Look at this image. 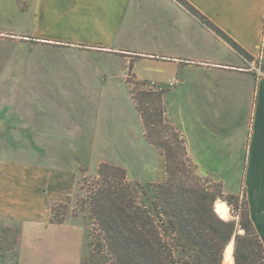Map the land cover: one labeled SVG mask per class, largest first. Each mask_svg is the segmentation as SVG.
<instances>
[{
    "label": "crops",
    "instance_id": "1",
    "mask_svg": "<svg viewBox=\"0 0 264 264\" xmlns=\"http://www.w3.org/2000/svg\"><path fill=\"white\" fill-rule=\"evenodd\" d=\"M7 1L26 17L20 23L24 32L11 35L59 52L49 54L53 58L86 62L89 56H99L114 66L124 61L125 70L138 81H148L153 74L158 83L175 82L174 104L187 103L199 139L202 130L217 138L225 131L223 144L199 140L201 150L220 151L222 166L227 168V158L242 153L240 180L232 185L222 172L199 168L192 157L193 141L188 149L201 174L219 177L226 194L246 196L251 220L264 243V77L253 69L257 61L264 67V0H186L252 60L176 0ZM139 62L152 65L142 68ZM96 75L114 78L107 70ZM217 106L229 110L223 120L218 113L211 115ZM48 139L37 133L30 136L31 141ZM28 163L0 160V235L4 224L10 223L22 225L28 237L37 226L45 229L53 203L61 200L52 190L76 184L77 168L52 164L46 152L30 153Z\"/></svg>",
    "mask_w": 264,
    "mask_h": 264
},
{
    "label": "rangeland",
    "instance_id": "2",
    "mask_svg": "<svg viewBox=\"0 0 264 264\" xmlns=\"http://www.w3.org/2000/svg\"><path fill=\"white\" fill-rule=\"evenodd\" d=\"M0 3V160L28 165L30 153L46 152L52 164L69 163L77 168L74 187L52 190L61 200L53 203L51 222L45 229L37 226L28 237L22 225L7 224L10 232L4 242L9 250L2 252L3 264H83L89 257L97 227L89 207L78 200L89 195L100 165L108 163L125 169L128 181L138 190L139 201L147 205L153 196L152 186L166 180L162 152L146 139L136 108L137 95L152 91L146 83L157 82V77L150 74L148 81H138L125 70L124 61L114 66L113 61L99 56H89L86 62L53 58L49 54L59 52L11 35L24 32L20 23L26 17L7 0ZM138 64L142 68L152 65ZM98 70H107L114 78L99 77ZM106 79L107 88L103 91ZM171 82L160 83L168 86ZM169 88L164 90L166 117L184 134L188 149L193 141L192 157L199 168L222 172L224 179L232 185L236 183L241 176L242 153L228 157L227 168L222 166L224 157L220 151L201 150L200 141L223 144L225 131L222 138H217L202 130L199 139L197 130L192 128L195 116L191 122L187 103L175 106L173 87ZM228 112L227 107L217 106L211 115L218 113L223 120ZM33 133L50 139L31 141ZM197 173L222 185L219 177L201 174L198 169ZM230 183L228 189L232 190ZM229 209L225 220L237 219L230 206Z\"/></svg>",
    "mask_w": 264,
    "mask_h": 264
},
{
    "label": "trees",
    "instance_id": "3",
    "mask_svg": "<svg viewBox=\"0 0 264 264\" xmlns=\"http://www.w3.org/2000/svg\"><path fill=\"white\" fill-rule=\"evenodd\" d=\"M176 1L252 60L190 3ZM137 101L145 137L162 152L166 180L152 186L147 205L139 201L125 169L100 165L89 195L78 200L89 207L97 227L83 264H224L225 250L234 238V264H264V243L251 220L246 196L226 194L222 185L197 173L184 134L166 117L164 91L141 93ZM218 200L226 202L237 219L223 220L215 210ZM6 226L0 235L1 264L5 260L2 252L9 250L4 242L10 232Z\"/></svg>",
    "mask_w": 264,
    "mask_h": 264
},
{
    "label": "bare ground",
    "instance_id": "4",
    "mask_svg": "<svg viewBox=\"0 0 264 264\" xmlns=\"http://www.w3.org/2000/svg\"><path fill=\"white\" fill-rule=\"evenodd\" d=\"M216 209L218 211V213L225 219H227L230 215L229 212V206L227 205L226 202L223 201H218L216 203ZM233 251H234V244L233 242H231L228 247H227V255H226V260H225V264H227V262L229 264H233L234 263V258H233Z\"/></svg>",
    "mask_w": 264,
    "mask_h": 264
},
{
    "label": "built area",
    "instance_id": "5",
    "mask_svg": "<svg viewBox=\"0 0 264 264\" xmlns=\"http://www.w3.org/2000/svg\"><path fill=\"white\" fill-rule=\"evenodd\" d=\"M260 77H264V71L262 69V65L260 63H257V66L254 65V68H253ZM175 82H171L169 84V87H174L175 86ZM146 87L148 90H152V91H157V92H161V91H164L166 90V88H168L167 86H164L158 82H148L146 83Z\"/></svg>",
    "mask_w": 264,
    "mask_h": 264
},
{
    "label": "water",
    "instance_id": "6",
    "mask_svg": "<svg viewBox=\"0 0 264 264\" xmlns=\"http://www.w3.org/2000/svg\"><path fill=\"white\" fill-rule=\"evenodd\" d=\"M215 210H216V212L218 213V211H217V209H216V205H215ZM218 215H219L223 220H225V218H223L219 213H218ZM239 233H240V234H244V230H240ZM232 241H233V244L235 245V238H234ZM227 247H228V246H227ZM226 255H227V248H226L225 253H224V264H225V260H226Z\"/></svg>",
    "mask_w": 264,
    "mask_h": 264
}]
</instances>
